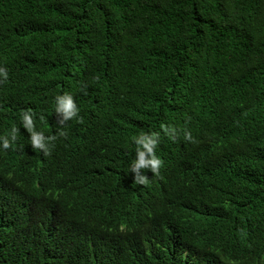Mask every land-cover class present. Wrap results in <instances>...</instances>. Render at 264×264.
Here are the masks:
<instances>
[{"label": "trees", "instance_id": "obj_1", "mask_svg": "<svg viewBox=\"0 0 264 264\" xmlns=\"http://www.w3.org/2000/svg\"><path fill=\"white\" fill-rule=\"evenodd\" d=\"M0 66V264H264V0H0ZM162 125L185 176L140 187Z\"/></svg>", "mask_w": 264, "mask_h": 264}, {"label": "clouds", "instance_id": "obj_2", "mask_svg": "<svg viewBox=\"0 0 264 264\" xmlns=\"http://www.w3.org/2000/svg\"><path fill=\"white\" fill-rule=\"evenodd\" d=\"M9 71L6 67L0 66V82L7 81ZM86 94V86L82 87ZM80 107L78 106L76 97L70 92L55 97V113L62 114L60 124L63 125L69 120L82 119L80 117ZM43 119V117H42ZM23 127L30 133L31 148L43 155L50 154L49 144L54 141L57 136H48L43 131L36 128L34 122V114L31 111H25L22 115ZM166 133L160 138L159 132L141 131L133 137L135 144V159L131 164V173H134V183L140 184V187H146L153 179L158 182H169L176 185L184 176L181 169H175V164L171 162L170 146L173 140L181 142L176 137L177 129L170 126H161ZM19 128L13 127L10 132L0 136V156L6 159L8 152L15 148L18 139ZM59 135L64 136L67 133L63 130ZM184 138L188 141L195 142L191 131L184 130ZM183 143V142H181ZM186 144V143H185ZM187 143L186 145H188ZM7 160V159H6ZM146 169V170H145ZM176 174L177 178L172 175Z\"/></svg>", "mask_w": 264, "mask_h": 264}]
</instances>
